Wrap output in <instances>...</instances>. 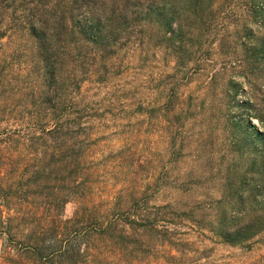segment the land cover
<instances>
[{"label":"trees","instance_id":"16d2710c","mask_svg":"<svg viewBox=\"0 0 264 264\" xmlns=\"http://www.w3.org/2000/svg\"><path fill=\"white\" fill-rule=\"evenodd\" d=\"M15 1L0 0V264H180L170 249L182 241L175 227L193 220L189 206L175 194L149 205L148 195L181 191L169 179L184 157L185 122L205 102L219 110L231 101L205 99L217 75L197 67L205 50L245 70L255 93L241 88L236 111L264 118V94L259 99L250 79L255 59L264 58V0ZM227 13L239 19L229 23ZM229 41L239 49L224 55ZM133 47L154 61L158 53L163 68L146 85L127 87L118 82ZM195 76L209 79L192 88ZM103 88L106 99L97 94ZM233 88L226 82L222 93L234 96ZM116 118L124 123L114 130L132 131H121L124 147L107 152L102 142ZM223 118L238 161L222 177L206 229L223 244L249 248L264 233V123L250 144L242 114ZM158 129L165 162H155L157 149L138 146Z\"/></svg>","mask_w":264,"mask_h":264},{"label":"rangeland","instance_id":"374dc122","mask_svg":"<svg viewBox=\"0 0 264 264\" xmlns=\"http://www.w3.org/2000/svg\"><path fill=\"white\" fill-rule=\"evenodd\" d=\"M36 1L43 2L44 0H17L15 1V6L23 4L31 7ZM230 1L236 3L240 0ZM245 12L246 8L242 6L239 12L241 16L239 22H243L244 17H246ZM238 17V15L236 17L233 13H227V19H225L230 23L234 21L235 18L239 19ZM229 34L231 37L232 35H235V31L232 27ZM133 49H129L124 57V63L128 64L129 68H127V72L118 82V84L126 85L127 87L134 84L146 85V83H148L152 77L157 75V73H160L163 68V61H161V56L158 53L156 54V57L157 60H159L154 61L151 51H148L146 56V54L140 55L139 49L135 47H133ZM238 49V45L236 49V44L229 41L223 48V53L224 55H227L229 51H237ZM205 51L206 52L203 54V62L201 65L197 66L198 69L208 75H211L214 72L217 73L215 83L212 84V86H214L210 91V95H207L205 99L207 98V101L208 99L213 100V105H220L226 100H231L228 104L230 107L225 105V107L220 108L219 110H217V108L209 109L208 104L205 102L203 113L198 114L192 120L185 122L184 130H187V132L182 133V137L186 135L188 139H184L185 144L182 153L184 157L180 158L178 161L176 160L175 170L172 173V178L169 179V182L172 185H178L181 188V191L176 193L173 191L174 189L168 190V192L164 193L163 197L159 196L156 200L154 197L152 198L153 194L150 193V195H148L149 205L152 204L151 201H165L174 197L175 194V196H177L182 203H186L189 206L186 214H189L190 216L188 217L193 220H184L183 223H185V225L175 227L176 237L178 239L181 238L182 241L179 242L178 240V242H176V250L173 248L170 249L172 254L176 255V259H173L172 261L180 264H264V233L256 236L253 239L254 242L249 246V248L237 246L231 247L223 244L218 237L214 236L206 229L209 225V219L212 212L209 205L213 202V199L219 197L224 191V180L222 177L228 165L238 161L236 160L237 155L233 156L230 154L226 147V138L228 137V133L223 132V127L226 122L223 115L227 116L228 113L231 118L232 116L239 118L240 114H242V119L244 118V126L246 127V130L250 132L247 137V142L250 144L259 140L256 138L253 131L254 129H259L260 125L264 123V118H261L260 120L257 118L258 116H250L247 108L245 107H243L242 110L246 111V114L245 112L240 113V111H236V105L244 100L245 94L241 91V88L245 89L247 96L254 95L255 93L252 86H248V84L243 82L242 75L245 70L240 66H231L228 60H232L228 56H221L219 58L218 55L215 54L217 51ZM144 58L145 61L141 62V59ZM253 69L254 74L250 76V79L251 82H253V85L261 88V92L258 95L259 99H261L263 96L262 94H264V58L255 59ZM204 78L209 79L205 76H203V78L195 76V78H192L190 86L192 88H198L201 86L200 82ZM229 81H232L234 86L233 89L234 91H237L234 96L232 92V94L230 93L227 98L225 94L222 93V89L224 88V84ZM112 83L109 85V90L112 88L114 89L115 87ZM218 85L221 86V91ZM90 87L91 90L88 94H93L94 92L96 93V90L92 86ZM106 91L107 90L104 88L99 90L97 93L99 95L98 97H104L105 99L108 98ZM113 92L114 91L111 93ZM217 118L218 122L214 123ZM117 119L118 118L110 123L109 129L105 134V141L102 142V145L104 144L108 146V149L106 150L107 152H109V150L118 151L119 148L124 147L123 145L126 140L122 141V139L123 137H128V134H122V132L128 131L127 133H129L132 131V128H123L121 126H118V128H115L114 130V127L117 126L114 125V123H124L120 120L117 121ZM140 119H144V117H141ZM133 123L134 122H132V125ZM112 125L114 127H112ZM114 131L116 134L118 133V135L112 134ZM159 134H161L159 133V129L158 132H154L152 134L145 133L144 136H142V140L138 143V146L145 148V146L150 145V147H153V150L157 149L155 150V153H158L160 157L157 155L158 157L155 162H157L158 159H162V162H165L166 157L164 158L162 156V152H158V150L161 151L164 144V141L161 140ZM161 163L160 165H162ZM242 163H247L245 158L242 159ZM245 168H247L246 165ZM245 187L247 189H252L253 184L249 183ZM70 209L71 208L68 207L67 212H69ZM194 220L199 221L204 228L200 229V225L191 224L195 223ZM188 226L192 227L189 228ZM159 250H161V248ZM157 255H164L163 257L165 258V254L161 251H159Z\"/></svg>","mask_w":264,"mask_h":264}]
</instances>
